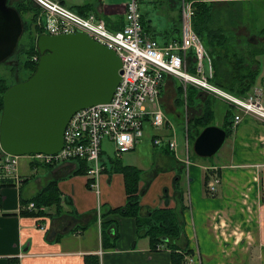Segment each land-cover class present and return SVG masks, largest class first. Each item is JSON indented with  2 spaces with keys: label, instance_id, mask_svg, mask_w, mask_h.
<instances>
[{
  "label": "crops",
  "instance_id": "0c3cea01",
  "mask_svg": "<svg viewBox=\"0 0 264 264\" xmlns=\"http://www.w3.org/2000/svg\"><path fill=\"white\" fill-rule=\"evenodd\" d=\"M57 1L76 13L93 10L91 14L104 19L111 30H121L130 0ZM222 1L232 4L234 13L231 16H237L231 23V38L227 36L230 28L218 27L230 40V45L232 41L236 42L237 56L231 58V65L234 67L236 62L244 59L246 68L251 66V70L258 71L252 88L264 87V67L261 65L264 28L254 24L263 18L264 0ZM16 3L17 0H12V5ZM139 5L143 8L142 25L147 36L162 46L181 42L179 5L173 0H139ZM204 46L209 80L232 93L221 86L232 82L228 66H218L226 59L219 60L207 43L204 42ZM252 60L257 63L253 64ZM186 69L193 72L190 57ZM160 105L166 115L164 126L155 128L150 120H146L144 137L134 149H140L142 159L146 158L144 154L149 153V158L153 155L152 161L137 167L142 171L140 213L143 218H150L149 214L154 210L167 209L177 211L179 219L182 214L184 231L174 242L176 247L167 242L154 246L139 227L137 218L123 215L127 213L123 209L128 194L124 175L115 170L119 166L116 160L123 156L117 159L114 145L107 140L103 143L102 160L106 169L100 179L99 192L88 187L87 175L76 174L80 162L37 166L26 157L20 159L19 174L24 182L19 186L0 185V264H173L174 250L184 254L183 250L197 248L206 255L210 241L221 244L230 236L236 252H249L247 262L254 253H260L264 259V124L244 116L235 126L232 119L226 120L229 109L237 114L234 107L170 75L165 77ZM208 108L215 111L214 125L223 128L232 123L228 126L231 134L226 138L229 142L224 143L227 160L215 155V158H202L195 153L193 156L189 149L186 166L184 143L186 136H190L188 128L191 126L192 135L198 133L194 122ZM172 139L178 143L177 152L168 145ZM155 140H161V144L156 145ZM206 175L209 181L214 176L220 179L215 194L205 188ZM52 182L58 183L52 196L59 204L27 209ZM180 192L188 196L189 214L188 209L182 211L176 201L180 200ZM40 211L43 215L37 214ZM100 213L102 222L99 225ZM211 246H215L213 242ZM220 247L223 249L226 245Z\"/></svg>",
  "mask_w": 264,
  "mask_h": 264
},
{
  "label": "built area",
  "instance_id": "2783aa9c",
  "mask_svg": "<svg viewBox=\"0 0 264 264\" xmlns=\"http://www.w3.org/2000/svg\"><path fill=\"white\" fill-rule=\"evenodd\" d=\"M41 9L35 22L37 28L50 35L81 32L94 41L113 50L122 61L121 81L108 103L97 104L76 112L64 132L63 148L54 155L32 154L24 156L37 166H57L68 161H85L90 187L99 192V183L106 169L103 163V143L114 145L115 157L135 149L144 137L146 120L155 128H161L166 115L160 105L161 89L167 75L194 86L237 111L233 118L235 126L244 116L255 118L264 124V87H253L246 96L238 97L213 84L207 75L205 46L194 30L195 11L191 4L180 7L181 42L160 45L143 31L142 13L138 0H130L125 10V25L121 30H111L107 22L89 14L84 17L54 0H32ZM191 58L193 72L186 69ZM38 61V56L33 58ZM187 140V136H186ZM188 142V141H187ZM156 145L161 140H155ZM168 145L176 151L178 143L169 140ZM186 165L189 164V148L186 144ZM23 157L0 154V183L19 186L24 179L19 174V162ZM220 179L208 182V190L215 194ZM37 210L34 203L27 206ZM101 224V215L98 217ZM46 231L45 227H41ZM197 264V263H196Z\"/></svg>",
  "mask_w": 264,
  "mask_h": 264
},
{
  "label": "water",
  "instance_id": "95a60500",
  "mask_svg": "<svg viewBox=\"0 0 264 264\" xmlns=\"http://www.w3.org/2000/svg\"><path fill=\"white\" fill-rule=\"evenodd\" d=\"M23 32L20 12L10 0H0V64L14 53ZM36 47L35 72L3 95L0 149L12 156L58 153L72 116L110 102L121 81V59L84 33H42ZM226 137L223 128L208 126L196 138L193 150L199 157L210 158Z\"/></svg>",
  "mask_w": 264,
  "mask_h": 264
},
{
  "label": "trees",
  "instance_id": "16d2710c",
  "mask_svg": "<svg viewBox=\"0 0 264 264\" xmlns=\"http://www.w3.org/2000/svg\"><path fill=\"white\" fill-rule=\"evenodd\" d=\"M12 4V0H10ZM200 4H196L194 6L195 15L193 18V27L197 34L200 36L203 43H207L209 47H211L210 51L216 55L219 60H223L224 54L219 53V50L226 47V49H230L227 47V42L230 41L224 35L223 30H213L211 26V21L213 19L212 15V4L205 3L204 0H199ZM63 5V4H62ZM14 7L20 12V15H30L28 17L29 21L25 24L26 33L32 37V34L36 32V29H32L31 25L35 24V11L31 7L30 0H17V3L14 4ZM34 12V14H33ZM92 11L89 12H80L77 13L81 16L87 17L91 14ZM36 15V14H35ZM35 26V25H34ZM109 27V26H108ZM122 29V28H121ZM41 32L38 31L37 34ZM216 46V47H214ZM258 52V51H256ZM29 53L28 59L25 63L26 69L30 70L33 74L37 67V62L33 60L35 55H39L37 47L35 45V41L33 40V45L28 51ZM232 53V51H231ZM228 54V53H226ZM231 61V59H230ZM253 64L257 63L255 60H252ZM232 68L231 74V85L225 86L221 85L222 87H226L233 93V95L244 97L246 96L252 88V83L255 82L258 71L251 70V66L246 68L244 59H240L239 62ZM12 84H8L7 81L0 76V114L3 108V95L4 92L12 86ZM230 93V94H232ZM234 111L229 109L227 111V119L230 120L234 117ZM215 124V111L212 108H208L204 113L203 116L197 119L194 122V125L198 127V133L194 136V141L200 135V133L208 126H212ZM231 126L232 123H228V125H224L223 129L226 130L227 136L231 134L229 132L228 126ZM191 127V126H190ZM191 136V134H190ZM194 143V142H193ZM195 155V154H194ZM81 163L80 167L76 171V174H87L88 165L85 161H79ZM115 170L122 173L125 179V188L128 194L127 204L125 206L127 213L123 215H132L137 218L138 225L145 232V235L148 236L152 244L155 246L156 244L164 243L163 238L167 239V243L172 245V247H176L174 242L179 240L184 231V224L183 221H179V214L177 211L171 210H154L150 218H143L140 213V194H139V182L141 179L142 171L140 169L134 167H127V166H116ZM210 180L209 176L206 175V184ZM9 183H0V185H7ZM57 182L50 183L35 199L34 204L37 208H42L44 206H52L58 205L56 198L52 196L53 191L57 189ZM181 200H183V194L180 192ZM121 210H118L120 212ZM37 214L43 215V212L40 211ZM147 222H146V221ZM146 224V225H145ZM174 250V249H173ZM191 253V252H190ZM173 264H184V256L182 253H178L174 250L173 253Z\"/></svg>",
  "mask_w": 264,
  "mask_h": 264
},
{
  "label": "rangeland",
  "instance_id": "374dc122",
  "mask_svg": "<svg viewBox=\"0 0 264 264\" xmlns=\"http://www.w3.org/2000/svg\"><path fill=\"white\" fill-rule=\"evenodd\" d=\"M54 1L58 2L57 0H54ZM67 1L71 2L73 0H67ZM204 2L212 4V15H213L212 17H213V19L211 21V26H212L213 30H218V27L220 25L226 26L225 29H227V27L230 28V29H227L228 30L227 36L231 38L230 33H231V30L233 31V29H231V25H232L231 23L233 21H235L236 17H237V16H231L234 13V7H232V4L223 2L222 0H204ZM58 3H60V2H58ZM173 3L179 5V8L183 5V3H188V4H191L193 9H194V6L196 4H200L199 0H173ZM31 7L33 9L37 10V11H35L36 15L33 12L35 19L37 21L38 16L43 14L42 9L32 0H31ZM139 7H140V5H139ZM140 11L143 12V8L140 7ZM180 11H181V8H180ZM194 11H195V9H194ZM28 17H30L29 14L28 15L25 14L22 16L23 21H24V25L27 24L26 22L29 21ZM251 18H252V16H251ZM254 24L257 25L258 28H261V27L264 28V15H263V18L261 20H259L258 22L254 23ZM34 25L33 24L31 25L32 29L34 28ZM38 31H39V28H37L36 32L34 34H32L31 38L27 33H25L22 36V38H20V41H19L18 46L16 47L14 53L8 59H6L4 62H2L0 64V76L3 77L7 81L8 84H12V83H15L18 81L26 80L32 75L31 74L32 72L30 70L26 69L25 63H26L28 56H29V53H27V52L30 51V49L33 45V40L35 41V45H36V38L38 36V34H36V33ZM263 37H264V33H263ZM232 42H233L232 45H230V42H227V47H229L230 49H226V47H225V49L222 48L219 50V53L224 54V58L226 59V61L220 62L218 66L221 68H222L223 64L226 67L228 66L227 67L228 73H231V68H233V66L231 65L230 59L234 58V57L236 58V56H237L236 55L237 51H236V47H235L236 42H235V40ZM214 47H216V46H214ZM231 51H232V53H231ZM226 53H228V54H226ZM207 65H208V60L205 61V69H207ZM261 65L263 68L264 67V56H262ZM261 75H263V73H261ZM249 93H251V92H249ZM0 118H1V114H0ZM188 129H189L188 135H190V134L192 135V132L190 133L191 127H189ZM179 135L182 136V147H183V142H184L183 130H181V132H179ZM192 137H193V135H192ZM228 142H229V139L226 140L225 144H227ZM187 143H188V148L191 151L190 154L194 156L195 152H193V150H191L192 143H193V138H191V136H189L187 138V140H185L184 146H186ZM152 145H150V149H151ZM225 150H226V147H225V145H223L222 148L215 154V156H218L216 158H223L224 159L223 161L227 160V159H225V155H226ZM153 151L154 150L152 149V152ZM175 152H177V150ZM185 152H186V148H185ZM107 153H109V152H107ZM141 155H142V153H141L140 149L137 148L136 150L131 151V152L123 155L121 160L119 159L116 161H117V164L119 163L118 164L119 166L120 165L135 166L134 168H137L143 164L146 165L148 161L150 162L153 159V155L151 156V158H149V153L144 154L146 157L144 159L141 158ZM215 156H213V158H215ZM194 158H196V156ZM207 160H209V159H207ZM76 162L79 163V161H74V160L68 161V163H76ZM137 169H139V168H137ZM214 178H215V176H214ZM88 187L91 189L89 179H88ZM205 188L208 189L207 184L205 185ZM183 189H184L183 191L186 192V189L184 187H183ZM185 192H182L184 194L183 195L184 199L181 200V196H179L180 200L176 199V201L179 202L180 207L182 208V211H184L185 209H188L187 214H189L190 213L189 209H191V205H190V201L188 199V196ZM239 207L242 208L241 205ZM248 212H250V211H248ZM100 215H102V214L100 213ZM181 220H182V214L180 215L179 221L181 222ZM215 234L216 233L214 232V235ZM255 237H250V238H254V240H255ZM218 240H219V238H218ZM232 241H233V238L231 236L228 237V239H225L224 242H221V244H220V241H218V243H217L218 246L216 248H215V246L217 245L216 242L210 241L209 242V250L206 253V255L204 253H200L199 249H197V248L195 250H191V251H189L190 249L189 250H187V249L183 250L182 252L184 253L183 254L184 264H196V263L197 264H264V259L262 258L260 253L251 254V257H249L250 262H247L246 258H247V256L250 255L249 252L246 250H245V253L236 252V247L234 246V243ZM252 241H253V239H250V242H252ZM212 242L215 246H211ZM222 244L226 245V248H223L224 250L221 249L222 247H220ZM222 250H223V252H222ZM234 259L238 260V261L235 262V261H233Z\"/></svg>",
  "mask_w": 264,
  "mask_h": 264
},
{
  "label": "flooded vegetation",
  "instance_id": "af4514ba",
  "mask_svg": "<svg viewBox=\"0 0 264 264\" xmlns=\"http://www.w3.org/2000/svg\"><path fill=\"white\" fill-rule=\"evenodd\" d=\"M26 33V29H25V26H24V32H23V34H22V36L24 35ZM22 36H21V38H22ZM20 41V40H19ZM22 81H24V80H22ZM18 82H21V81H18ZM18 82H15L14 84H16V83H18ZM141 194V193H140ZM151 215H152V213H150ZM149 214V215H150Z\"/></svg>",
  "mask_w": 264,
  "mask_h": 264
}]
</instances>
